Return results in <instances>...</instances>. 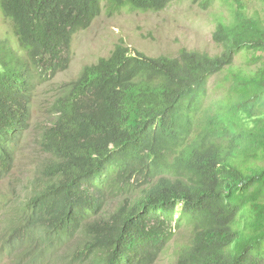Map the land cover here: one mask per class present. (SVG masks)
<instances>
[{"label": "trees", "instance_id": "obj_1", "mask_svg": "<svg viewBox=\"0 0 264 264\" xmlns=\"http://www.w3.org/2000/svg\"><path fill=\"white\" fill-rule=\"evenodd\" d=\"M180 1L0 0L10 23L0 35V177L37 89L68 68L74 34L103 2L114 13ZM190 2L225 9L212 33L219 54L149 57L119 42L59 87L39 135L47 158L5 225L0 260H40L81 234L84 262L150 264L178 233L176 264H264V0ZM242 51L252 70L228 72Z\"/></svg>", "mask_w": 264, "mask_h": 264}, {"label": "rangeland", "instance_id": "obj_2", "mask_svg": "<svg viewBox=\"0 0 264 264\" xmlns=\"http://www.w3.org/2000/svg\"><path fill=\"white\" fill-rule=\"evenodd\" d=\"M220 14L226 15L225 9L215 7L202 10L190 0L173 3L160 12H140L124 8L112 13L106 2H103L101 14L90 27L74 34L68 68L37 89L30 128L20 141L11 172L4 178L0 177V239L5 225L13 221L15 208L22 206L29 195L31 181L42 171V164L47 157L40 148L39 135L54 120L52 104L58 97L59 87L76 80L85 66L108 57L119 42H123L130 50L149 57L175 56L180 49L217 55L220 48L213 43L212 33ZM0 35H10V23L1 16ZM249 57L246 51L239 53L228 72H250L252 67L246 65ZM222 76L212 78L210 85L214 86ZM120 204L122 201L118 198L109 201L107 212H114ZM185 237L176 233L157 260L150 264H176V257L180 246L186 241ZM83 242L84 239L79 234L52 254L46 253L40 260L30 258L29 261L23 259L18 262L12 257H3L0 264H93L80 260L79 254H75ZM35 253L38 252L35 250L32 255Z\"/></svg>", "mask_w": 264, "mask_h": 264}]
</instances>
